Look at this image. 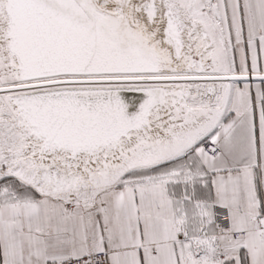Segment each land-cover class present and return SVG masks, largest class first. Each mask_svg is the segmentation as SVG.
<instances>
[{
  "label": "snow or ice",
  "instance_id": "1",
  "mask_svg": "<svg viewBox=\"0 0 264 264\" xmlns=\"http://www.w3.org/2000/svg\"><path fill=\"white\" fill-rule=\"evenodd\" d=\"M0 264H264V0H0Z\"/></svg>",
  "mask_w": 264,
  "mask_h": 264
}]
</instances>
